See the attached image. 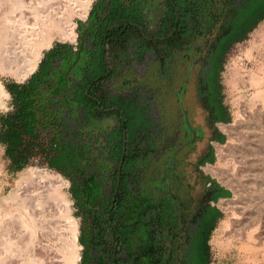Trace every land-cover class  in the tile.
Masks as SVG:
<instances>
[{"label": "flooded vegetation", "instance_id": "1", "mask_svg": "<svg viewBox=\"0 0 264 264\" xmlns=\"http://www.w3.org/2000/svg\"><path fill=\"white\" fill-rule=\"evenodd\" d=\"M129 2L131 0H93L91 8H100L96 34L78 31L75 44L67 45L52 67L64 62L73 82L94 78L102 65L108 69V57L117 55L118 34L127 37L131 32L128 23L114 22L117 19L128 22L133 16ZM263 3L264 0H182L173 18L164 13L162 28H157L162 34V61L154 80L156 90L161 92L162 104L161 168L154 175L156 178H151L158 180L153 188L158 203L156 213L146 204L143 209L140 206L132 224L141 223L145 218L142 223H145L146 235L152 234V218L155 215L157 219V209L165 203L171 214H176L179 247L176 252L158 245L153 249L148 239L143 244L146 246L144 255L140 253L138 257L137 232L127 234L121 241L115 224H108L109 228L103 221L107 202V194L103 193L105 186L98 184L100 194L97 196L98 190L92 183L85 185L79 181L72 187L75 213L81 222L79 264H209L211 235L220 219L218 212L222 214L217 203L226 199L222 197L223 191L231 195L207 171L209 167L216 169L215 164L220 159L218 147L226 148L228 142L223 128L231 126L223 70L232 49L244 43L262 21L264 12L255 10V5L259 7ZM37 69L38 66L30 76ZM28 78L17 83L25 84ZM39 91L40 94L32 97L28 109H23L22 105L14 108L7 93L9 105L0 113V135L8 134L4 130L6 123L15 128L13 134L9 131L7 142L0 143V148L8 166L12 161L6 157V150L14 147L10 140L16 138L21 140L16 149L31 152L26 165L49 169L51 165L62 164L59 154L51 151L62 150L70 143L64 137L71 131V121L67 115H56L61 113L55 109L60 106L56 97L43 96V85L39 86ZM75 96L63 103L66 108ZM82 184L84 197L79 199L75 194ZM127 189L131 193L130 186ZM92 214L95 222L90 217Z\"/></svg>", "mask_w": 264, "mask_h": 264}, {"label": "rangeland", "instance_id": "2", "mask_svg": "<svg viewBox=\"0 0 264 264\" xmlns=\"http://www.w3.org/2000/svg\"><path fill=\"white\" fill-rule=\"evenodd\" d=\"M3 1L5 5L2 12L6 13L10 4L8 5L7 0ZM25 1L26 4L31 3V7L34 9L40 10L42 8L40 11L45 14H52V17L56 14L57 19L75 23L74 32L77 35L78 26L86 18L93 0L88 1L87 14L84 19L74 13L75 11L70 4L71 0ZM168 4L169 9L172 10L171 3L168 2ZM175 4L178 9L181 8L182 0H176ZM43 7L47 9L45 10ZM257 9L264 12V3L259 7L255 5V10ZM120 16L125 17L126 15ZM117 20H114V22H119ZM52 35L53 39L50 45L40 51L39 61H41L43 53L55 43L75 44V41L64 40L58 31L53 32ZM32 57V54L25 49L21 58H19L20 61L13 62L11 65V72H3V68L0 66V84L3 86V83L7 81H23L24 79H19L15 72L21 69L20 66H25L26 61ZM39 61L33 63L34 69L40 63ZM258 62H264V20L257 24L244 43L238 44L232 49L225 62L223 79L232 114L229 125H235L241 120L242 105L248 102L252 92L247 82V72L255 68ZM119 82L123 84L122 87L119 86ZM74 83L83 92L74 97L73 102L65 111H58L61 113L56 114L60 117L67 115L68 120L71 121V131L65 133L64 137L70 143L61 150V162L72 164V177L70 175L66 179L62 174L53 170L34 166H28L20 172L12 173L8 169V164L0 148V264H79L81 246L78 238L81 231V222L75 213L72 194L73 185L79 183V181L85 185L94 182L103 184L106 192L117 191L119 186L121 187L120 198L114 208L115 213L111 216L103 215V221L107 225L110 223L115 224L121 241L127 234L137 232L138 252L148 239L153 244V249L158 245L159 248L164 246L168 250L173 249L176 252L179 247V231L174 221L176 214H171L167 204L165 206V203H161L162 208L159 209L158 207L157 221L155 215L152 218L154 228L153 233L150 234L151 237L148 234L146 235L145 223H142L145 218L141 220V223L137 221L138 224H132V218L140 206L143 209L146 204L152 209L153 213H156L154 209L158 201L153 188L158 180H151V178L161 168L159 150L154 146L151 147L150 177L145 179L137 177L138 174L135 170L133 171L134 162L130 158V151L127 150L128 152H126L121 166L119 163L115 164L114 162L116 154L119 153L120 145L116 141H118V129L121 128V125L130 128L132 125L150 124V127L160 128V124H162L161 120L159 123L158 119V115L159 117L162 116L160 99L154 97V105L156 106L152 118L154 123L152 121L145 123L139 111H131L122 104L125 96H134L135 90L139 88L133 83L132 74L128 68V59L124 55H121V62H119L117 55L109 56L108 69L102 65L94 78L82 81L75 79ZM120 95L122 97H119ZM114 96L121 98V100L118 101ZM8 103V95L3 96L2 101H0V113L8 107ZM62 106L65 108L64 105ZM65 112L67 113L65 114ZM227 141L225 147L230 144L237 145L238 143L229 135ZM252 148L249 150L240 149L235 154L237 156L236 160L221 158L218 149L220 159L217 160L215 167L225 173L222 178L226 177L230 181H233L232 175L243 174L241 183L243 205L250 209V216L256 218L259 208L264 211V146L256 148L252 146ZM241 167H243L242 172ZM212 168L209 167L207 171L215 177L219 185L228 189L231 195L217 203L218 208L222 211V217L217 221L211 235L209 264H239L235 252L230 249V239L228 238L231 231V222L236 220L237 216L234 213L235 211L226 212L220 207L222 201H237L239 198L226 183L210 172ZM33 171H42L51 176L61 177L67 185L59 186L53 196L47 198L49 200L42 201V205H39L41 201L37 202L38 197L34 199L35 202L30 197L32 189L30 190L29 186L32 188L34 185L31 186L22 181L26 176H30ZM154 177L156 178V176ZM21 186L24 188L22 192L20 191ZM129 186L131 193L127 189ZM107 193L109 195V192ZM125 202L130 203V210L133 213L122 224L124 221L121 219V214ZM108 227L110 228L109 225ZM73 234L76 235L75 243ZM170 251H168V256Z\"/></svg>", "mask_w": 264, "mask_h": 264}, {"label": "bare ground", "instance_id": "3", "mask_svg": "<svg viewBox=\"0 0 264 264\" xmlns=\"http://www.w3.org/2000/svg\"><path fill=\"white\" fill-rule=\"evenodd\" d=\"M7 1L10 6H7V12L3 13L5 2L0 0V66L3 68V72H11V65L13 62L20 61L19 58H21L26 49L33 57L26 61L25 66H20L21 69L15 72V75L23 80L34 71L33 63L39 61L42 48L50 45L53 39V32L58 31L66 41H75V23L57 19L56 14L53 17L51 16L52 14H45L40 11L42 8L40 10L34 9L31 7V3L26 4L25 0ZM71 1L70 4L75 11L73 12L80 18H85L89 0ZM43 8L45 9V7ZM247 76V82L252 92L248 102L242 105V115H239L241 120L235 125L224 126L223 128L229 137L237 140L238 143L237 145L230 144L226 148H218L219 155L223 159L236 160L237 156L235 154L240 149L249 150L252 146L254 148L264 146V62H258L255 68L247 72ZM5 95L8 94L0 84V101ZM242 168L240 169L241 172ZM210 171L214 176L219 177L222 182L226 183L239 198L237 201H222L220 204L223 210L226 212L235 211L234 213L237 216V219L231 222V231L228 234L230 249L235 252L237 262L239 264H264V211L259 208L257 217L254 218L249 214L250 209L243 205L241 194L243 174L232 175L233 181H230L226 177L222 178L225 175L223 171L214 168ZM45 172L33 171L30 176L22 179L23 183L34 185L32 188L29 186L30 190L32 189L30 197L34 202V199L38 197L37 202L41 201L39 205H42V201L49 200L47 198H51L59 186L67 185L61 177L51 176ZM21 187L20 191L22 192L24 188ZM253 197L255 196L253 195ZM35 206L37 205L35 204ZM75 239L76 235L73 234L74 243Z\"/></svg>", "mask_w": 264, "mask_h": 264}, {"label": "crops", "instance_id": "4", "mask_svg": "<svg viewBox=\"0 0 264 264\" xmlns=\"http://www.w3.org/2000/svg\"><path fill=\"white\" fill-rule=\"evenodd\" d=\"M168 2L171 3L172 10L168 7L167 9L165 8V6H169ZM175 2L176 0H131L129 5L133 11V16L128 22L127 20L119 21L124 24L128 23L131 26V32L127 37L126 35L122 36L121 33L118 34L117 56L119 57V62H121V55H124L128 59V68L132 74L133 83L139 87L135 90L134 96H125L124 100H122V104L127 106L131 111H139L145 123L151 121L154 123L152 119L154 117V108L156 107L154 105V97L156 96V98L161 101V92L160 90H156V85L154 83L157 77L155 74L157 70L159 72L162 61V34L159 29L162 28L163 25L164 13H168L172 18L176 14L178 7ZM99 12L100 8L90 7L86 18L80 22L77 31L82 34H96L95 26L100 20ZM127 44H129L128 52H126L125 49ZM64 64L63 62L62 65L58 64L52 67L49 73V81H44L42 84V95L45 97H56V101L60 103V106L55 107L57 111H65L66 107L64 108L62 106L64 105L63 103L70 97L83 92L69 77V70ZM36 68L37 67H35L34 71ZM119 86L122 87L123 84L119 82ZM119 97H122V95ZM119 97L114 96L118 101L121 100ZM158 119L160 123L161 117H159V115ZM161 133V124L160 128L150 127V124L143 126L132 125L130 128L121 125V128L118 129V141H116L120 146L119 153L116 154L114 159L115 164L119 163V165H121L124 161L126 152L130 151V158L134 162L133 171L135 170L138 174L137 177L141 179L150 177L149 164L152 157L151 147L154 146V148L160 149ZM98 184L97 182L92 183L96 191L98 190L96 192L97 196L100 194ZM119 190H121L120 186L118 191L113 193L111 197L112 201H109L111 191H107L109 192L108 195L105 188L103 189V193L107 194V210L105 213L108 215L115 212L114 208L120 198ZM123 207L124 210L121 215L124 216V219H122L123 217H121V219L124 221L133 212L130 210L131 206L129 202H125Z\"/></svg>", "mask_w": 264, "mask_h": 264}, {"label": "trees", "instance_id": "5", "mask_svg": "<svg viewBox=\"0 0 264 264\" xmlns=\"http://www.w3.org/2000/svg\"><path fill=\"white\" fill-rule=\"evenodd\" d=\"M260 20H264V15H263V17H261ZM66 46L67 45H64L61 43H55L50 49L45 51L43 53V57H42L39 65H38L37 71L35 73H33L27 79L25 84H20V83H17L15 81H7V82L3 83V86L6 90V92L10 95V97L13 101V105L15 106L14 108H17V106H19V105H22L23 109L31 108L30 104L32 101V97L35 94H40L39 86H42L44 81H49V73H50V69L52 68V64L54 63L56 58L62 56L63 52L66 49ZM13 128H15L13 125L6 123L4 130L8 131V134L7 135H0V143L7 142V138L10 136L9 131H11V134H13V132H12ZM15 137H17V136H15ZM20 142H21L20 138L11 139L10 143L15 144V145L13 148H9L6 150V157L12 161V164H10L8 166V169L14 173L20 172L24 168L28 167V165H26L25 162H26L28 156L31 155V152L29 150H18L15 148V146H18L20 144ZM51 152L59 154V157H60L59 163H62V164L61 165L57 164L55 166L51 165L48 168L50 170H53L57 173L62 174L65 178L69 177L70 176L69 172L71 170L73 171L72 164H70V163L66 164V163L61 162L62 161L61 150H53ZM46 156L49 157L48 153ZM19 161H23V164L20 163ZM208 182H210V181H208ZM81 186L82 187H80V189L77 190L76 194H75L76 197L79 199H83V197H84L83 191L85 190V187L83 184ZM114 192L115 191L111 190V195H110L109 201H112L111 197H112ZM119 192L121 193V190H119ZM222 197L228 198V197H230V193L228 191H223ZM80 207L82 209H84V206L82 204L80 205ZM106 215H108V214H106ZM90 217H91L92 221L95 222V218H94L93 214ZM218 217L219 218L222 217V214L219 212H218ZM124 223H125V221L122 224H124ZM134 225H135V223H134ZM145 249H146L145 245L141 246V248L139 249V252H138V257L140 255V253H142V255H144Z\"/></svg>", "mask_w": 264, "mask_h": 264}, {"label": "water", "instance_id": "6", "mask_svg": "<svg viewBox=\"0 0 264 264\" xmlns=\"http://www.w3.org/2000/svg\"><path fill=\"white\" fill-rule=\"evenodd\" d=\"M40 62V61H39ZM220 201V200H219Z\"/></svg>", "mask_w": 264, "mask_h": 264}]
</instances>
